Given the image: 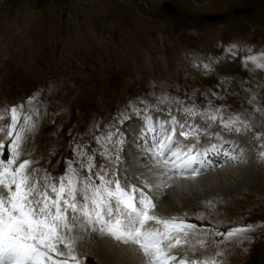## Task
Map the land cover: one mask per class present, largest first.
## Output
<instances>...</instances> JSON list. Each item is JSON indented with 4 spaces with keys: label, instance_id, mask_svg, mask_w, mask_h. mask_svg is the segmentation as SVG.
I'll return each instance as SVG.
<instances>
[{
    "label": "rangeland",
    "instance_id": "374dc122",
    "mask_svg": "<svg viewBox=\"0 0 264 264\" xmlns=\"http://www.w3.org/2000/svg\"><path fill=\"white\" fill-rule=\"evenodd\" d=\"M211 15L221 18L211 20ZM229 49L238 56L230 55ZM260 53H264V0H0V115L5 117L0 120L4 127L0 141L8 139L11 107L22 106L23 116L35 106L40 115L35 130L26 133L23 158L47 171L56 168L59 160L71 158L69 141L77 138L72 146L84 145L99 134V124L105 125L103 131L116 124L125 141L120 174L139 184L125 133H133V159V150L140 153L144 142L136 141L140 135L136 127L141 129L143 123L130 106L150 111L155 120L168 118L169 110L185 119L179 110L183 105L158 103V97L167 96L201 110L211 101L212 106H223L225 115L248 117L254 131L239 135L218 123L194 119L209 133L242 141L247 160L237 165L242 170L248 165L251 177H230L224 186L217 184L226 191L199 184V191L184 196H175L169 186L159 196L170 192L174 204L154 201V211L164 217L161 211L168 207L167 218L179 217L198 226L189 243L174 250L180 256L211 257L219 250L224 253L218 257L222 264H246L253 258L264 264V161L258 155L262 141L255 139L256 132H264V114L254 112L249 103L255 94L257 105L264 107V70L242 63L247 55ZM208 63L211 71L203 67ZM121 114L130 118L121 122ZM211 136L218 142L214 135H202L201 145ZM37 154L47 156L38 159ZM97 163H104L98 155ZM219 168L213 164L200 177ZM246 225L253 226L248 233L251 240L242 243H225L215 235ZM88 231L77 226L74 235L81 243L75 244V250L86 264H102L87 247L102 252L100 244L107 238L96 232L85 235ZM200 240L206 245L201 246ZM104 248L107 255L119 249ZM135 259L142 260L137 255Z\"/></svg>",
    "mask_w": 264,
    "mask_h": 264
},
{
    "label": "snow or ice",
    "instance_id": "6c2138e0",
    "mask_svg": "<svg viewBox=\"0 0 264 264\" xmlns=\"http://www.w3.org/2000/svg\"><path fill=\"white\" fill-rule=\"evenodd\" d=\"M229 54L238 56L232 49ZM242 63L264 70V53L249 54ZM203 67L212 70L211 63ZM257 99L253 94L249 103L254 112L264 114ZM34 100L35 97L29 98V105ZM158 103L183 105L179 110L185 119L169 110L167 120H155L150 111L130 106L143 121L141 151L147 161L143 167L151 177L141 174L136 178L139 184L126 176L121 178L119 165L125 141L116 124L94 137L98 150L89 149L86 144H70L72 158L66 161L64 173L54 177L34 167L36 161L23 158L22 145L26 133L36 128L39 110L33 106L31 112L22 116V106L11 107L6 125L8 139L6 143L0 141V264H86V258L75 250L77 226L81 231L91 228L138 247L146 264H222L218 257L224 253L219 250L211 257L178 256L174 250L182 243L188 244L198 226L179 217L157 215L154 201L174 178L194 180L211 169L209 155L222 156L225 164L241 160L243 153L238 154L231 141L220 133H209L195 122V117L208 124L218 123L236 134L254 131L252 122L239 113L225 115L223 106H212L211 101L203 110L167 96L158 97ZM129 118L121 114L120 120ZM4 119L0 115V120ZM202 135H214L218 143L204 147ZM255 139L262 141L258 155L264 161V132H256ZM97 155L104 163H97ZM252 230V225H246L215 235L225 243H242L251 240L248 233ZM199 243L206 245L204 240Z\"/></svg>",
    "mask_w": 264,
    "mask_h": 264
},
{
    "label": "bare ground",
    "instance_id": "6f19581e",
    "mask_svg": "<svg viewBox=\"0 0 264 264\" xmlns=\"http://www.w3.org/2000/svg\"><path fill=\"white\" fill-rule=\"evenodd\" d=\"M250 108V107H249ZM158 114H161V113H155L154 115H156V117L158 116ZM162 115V114H161ZM163 116V115H162ZM165 116H167V114H165ZM169 118V117H168ZM168 118L166 119H163V120H167ZM161 119V118H160ZM98 120V119H97ZM99 121V120H98ZM143 123V121L141 122ZM203 125V124H202ZM100 130L98 131V133H100L102 130H103V127L102 125H100ZM138 127H136V130L139 132V130L141 129H137ZM135 129V128H134ZM81 131V130H80ZM79 131V132H80ZM140 133V132H139ZM216 133V131H215ZM133 133L131 132V134L128 132V133H125V136L127 138V140L129 139V141H131L130 143L127 144L126 146V149H127V152L128 154H130L129 156V159L132 160V164L134 165V167L137 169L133 172H137V174L139 173L140 176L141 174H143V177H147L149 179H151L150 177V174L148 173V171L146 170V168L143 167V164L146 163V158H145V155L142 153V151L140 153H137L135 154V151L133 150V159H132V156H131V153H130V149H131V146L135 145L133 141V139H131V137L133 136L132 135ZM81 135V133H80ZM98 135V134H97ZM239 135V134H238ZM96 136V135H95ZM225 139L229 140L230 141V135H222ZM235 138V137H234ZM242 138V137H241ZM77 138L73 139L72 141H69L68 146H70V144L73 143L74 140H76ZM137 139L139 140H136L139 144H141L140 142H143L141 139H140V135L137 136ZM210 140V141H209ZM209 140H207V143L206 144H203L202 146L204 147H208L210 145H213V144H217L218 142H215V138L214 137H209ZM233 141V139L231 140V142ZM203 142V140H202ZM84 143H86L87 145L93 143L95 144V146L97 147V150H98V147L95 143V140H90V141H87L85 140ZM134 143V144H133ZM144 143V142H143ZM142 143V144H143ZM75 144H73L74 146ZM138 145V144H137ZM136 145V146H137ZM232 145L235 146V148L238 149V154L239 153H243L242 157H241V160L240 162H228L227 164H225L224 162V159L222 156H214V155H209V159L212 161V163L217 167L219 165H221V168H219L218 171L214 172L212 171L211 173H208V175H204L205 177H200L198 176L196 179L194 180H180L179 178H174L172 181H170V187H169V191L170 192H174V195L175 196H184L185 193L188 194L190 192L194 193L195 190H198L197 186H199V184H206L207 186L210 185L208 188H214L216 191L217 190H223V191H226V189L224 187H219L217 186L218 185H221L224 186L223 184L225 183V181L228 182V179H230V177H238L241 175V179H245L246 177L250 178L251 175L253 174L252 170L250 168H247L248 165L245 166V168H240V166H238L237 164H242L244 162H246L247 160V155H245V153H247V150L246 148L242 145V141H240V139L238 140H235L232 142ZM253 146H256V145H253ZM96 147L94 146H91L89 145V149H94L96 150ZM141 149V148H140ZM36 156V155H35ZM38 156V159H41L43 156H47V155H41V154H37ZM64 158V157H63ZM72 158V156H71ZM36 160V159H35ZM123 156H122V153H121V162L123 161ZM58 161V160H57ZM243 161V162H242ZM235 163V164H234ZM61 164H64V165H61ZM61 165V166H60ZM231 165V166H230ZM234 165V166H232ZM223 166H226V168H223ZM43 167V166H42ZM51 167V166H50ZM43 169V168H42ZM62 169H65L66 170V161H63V159L57 163L56 165V168H48L47 169V172L49 174H51V176L53 175H56L57 172H60ZM212 169V168H211ZM210 169V170H211ZM218 169V168H217ZM216 168L212 169V170H217ZM209 170V169H207ZM131 173V172H130ZM130 173H128L127 175H129ZM204 173V172H202ZM126 175L125 174H122L121 173V178L123 179ZM229 177V178H228ZM247 178V180H248ZM199 179V180H198ZM139 181V180H137ZM245 181V180H244ZM227 187V186H226ZM204 190H206L205 188H202ZM200 190V189H199ZM198 190V191H199ZM169 194L168 195H161V196H158L155 201L158 202V203H162V205H166V203H169V204H174V198L171 197L172 194ZM228 192V191H227ZM183 198V197H182ZM186 198V197H185ZM177 200V198H175ZM189 201V200H188ZM192 201V200H190ZM163 207V206H162ZM170 208L166 207L164 208V210H162L161 212L162 213H165L164 214V217L167 218L170 212ZM159 212V211H158ZM168 214V215H167ZM159 215V214H157ZM90 231L86 232V234H90V233H94V231L91 230V228H89ZM98 234H100L99 232H96ZM101 235V234H100ZM105 238V241H104V245L101 243L100 244V251L103 252L104 256L102 255V252H99L96 248V246H92V247H87V249H90L93 251V254L96 256V258H98L99 262H101L102 264H111L112 262L114 264H146L145 262V258L143 257V254L140 252V250L138 249V247L134 246V245H131V244H128V245H125L123 242H119V241H116L114 238L112 237H109L107 235H103ZM83 241H84V244L86 245L85 243V236L82 237ZM110 245H108L109 243ZM81 242H78V239H76V242L75 244H79ZM106 245V247L110 248L112 246H115V247H119L118 251H115V250H112L110 255L106 254L105 252V248L104 246ZM208 245V244H207ZM99 249V248H98ZM108 253V252H107ZM178 256L179 255V252H175ZM135 255H137L139 257V259L142 258L141 261L138 260V262H135L136 259H135ZM98 256H101L100 258ZM104 258H107L109 259V262L104 259ZM137 258V257H136ZM112 263V264H113ZM260 264V263H259Z\"/></svg>",
    "mask_w": 264,
    "mask_h": 264
},
{
    "label": "water",
    "instance_id": "95a60500",
    "mask_svg": "<svg viewBox=\"0 0 264 264\" xmlns=\"http://www.w3.org/2000/svg\"><path fill=\"white\" fill-rule=\"evenodd\" d=\"M167 9L168 11H172L173 7L171 5H167ZM174 13H176V11H173ZM210 18L213 19H220L221 15H211ZM260 259L259 258H253L252 260H250L248 263L246 264H259Z\"/></svg>",
    "mask_w": 264,
    "mask_h": 264
},
{
    "label": "flooded vegetation",
    "instance_id": "af4514ba",
    "mask_svg": "<svg viewBox=\"0 0 264 264\" xmlns=\"http://www.w3.org/2000/svg\"><path fill=\"white\" fill-rule=\"evenodd\" d=\"M210 18V17H209ZM211 19V18H210ZM212 20V19H211Z\"/></svg>",
    "mask_w": 264,
    "mask_h": 264
}]
</instances>
